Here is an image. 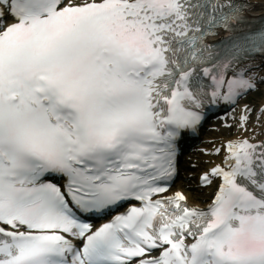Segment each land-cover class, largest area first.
Listing matches in <instances>:
<instances>
[{"label": "snow or ice", "instance_id": "1", "mask_svg": "<svg viewBox=\"0 0 264 264\" xmlns=\"http://www.w3.org/2000/svg\"><path fill=\"white\" fill-rule=\"evenodd\" d=\"M257 2L0 0V264H264Z\"/></svg>", "mask_w": 264, "mask_h": 264}, {"label": "bare ground", "instance_id": "2", "mask_svg": "<svg viewBox=\"0 0 264 264\" xmlns=\"http://www.w3.org/2000/svg\"><path fill=\"white\" fill-rule=\"evenodd\" d=\"M249 14L251 16H257V15H261V14H264V9H262L261 5L257 2L256 4V7L253 8L252 10L249 11ZM260 99V96L258 98V100ZM257 100V101H258ZM219 124V123H218ZM217 124V125H218ZM221 135H229L228 132H224V131H215L213 137L214 138H218L220 137ZM204 146L208 147V145L204 142ZM194 158H197V167L198 169L200 168H205L207 165L205 164V160L206 159H210L208 157H205L204 155H201L200 153L199 154H194ZM187 179L186 178H182L181 181H179V183H177L176 185V188L175 189H184L186 191V194L189 195L190 197V202H194V199L196 197H202L204 195H206V192L208 191L207 189H204V190H197L196 192H187V189L189 187H193L195 188L196 186V182H192V181H186Z\"/></svg>", "mask_w": 264, "mask_h": 264}]
</instances>
